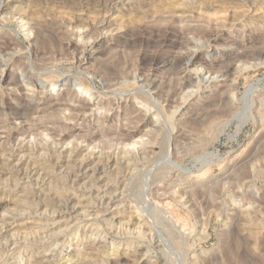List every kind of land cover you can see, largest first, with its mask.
<instances>
[{
  "label": "rangeland",
  "instance_id": "rangeland-1",
  "mask_svg": "<svg viewBox=\"0 0 264 264\" xmlns=\"http://www.w3.org/2000/svg\"><path fill=\"white\" fill-rule=\"evenodd\" d=\"M3 1L13 6H0V155L11 160L20 146L34 155L50 151L40 164L48 163L51 173L41 171L48 178L39 187L13 171L0 173V230L10 215H19L13 212L19 196L28 198L20 217L28 222L40 211L52 214L75 189L76 201L89 199L96 208L82 207L83 215L57 239L20 236L9 246L0 239V264H264V0ZM96 96L95 103H114L96 113H71L68 104H93ZM43 99L50 108H38ZM135 106L142 115L129 123L123 110ZM93 113L98 117L90 118ZM73 125L79 129L63 136ZM76 146L82 154L95 147L103 161L133 150L128 159L135 173L124 185H110L123 193L118 207L127 225L105 222L109 207L96 202L97 185L79 188L67 173L53 174L65 147ZM70 169L76 168H69L71 176ZM115 171L108 169V182H119L125 172ZM136 211L146 228L126 223ZM92 250V260L79 259Z\"/></svg>",
  "mask_w": 264,
  "mask_h": 264
},
{
  "label": "bare ground",
  "instance_id": "bare-ground-1",
  "mask_svg": "<svg viewBox=\"0 0 264 264\" xmlns=\"http://www.w3.org/2000/svg\"><path fill=\"white\" fill-rule=\"evenodd\" d=\"M15 1H18V0H15ZM193 1V0H192ZM187 3V2H186ZM3 6L4 8H6V9H8V8H11V6H13L11 3H9V2H7V1H3V0H0V6ZM2 6H1V8H2ZM16 6H14L13 8H15ZM207 7V6H206ZM3 8V9H4ZM186 8V7H185ZM188 8V7H187ZM260 8V7H259ZM183 10V9H182ZM13 11H15V10H13ZM13 11H11V12H13ZM257 11V10H256ZM256 11H255V13H256ZM113 12V11H112ZM184 12V11H183ZM228 12V11H227ZM116 13L117 14H115L116 16L118 15L119 16V14L120 13H118V11H116ZM185 13H187V12H185ZM12 15H13V13H12ZM9 16H10V14H9ZM117 16V17H118ZM117 17H115V18H113L112 20H110V21H113V20H115V19H117ZM219 17V16H218ZM221 18V17H220ZM225 18V17H224ZM236 18V17H235ZM217 19V18H216ZM215 19V20H216ZM222 19V18H221ZM116 21V20H115ZM218 21V20H217ZM223 21V20H222ZM221 21V22H222ZM30 22V21H29ZM27 23L28 25L30 24V23ZM40 23V22H39ZM39 23H37V25L39 24ZM118 23V22H117ZM245 23V22H244ZM34 24V23H33ZM32 24V25H33ZM36 24V23H35ZM103 24H104V22H103ZM92 25V24H91ZM223 25V24H222ZM30 26H31V24H30ZM43 26V25H42ZM24 28V27H23ZM43 28V27H42ZM259 28V27H258ZM29 29V28H28ZM20 30V29H19ZM217 30V29H216ZM30 31V30H29ZM19 33H17V35H18ZM27 35H29V34H27ZM19 36V35H18ZM1 41V40H0ZM15 43V40H13V43L12 44H14ZM2 44V43H1ZM229 45V44H228ZM85 46V45H84ZM227 47V46H226ZM220 48V47H219ZM222 51V50H221ZM95 53L96 52H94V54H91L90 56L91 57H89V58H87L88 60H86L85 58V61H89V60H92V59H94V55H95ZM93 55V56H92ZM225 55V54H224ZM96 57V56H95ZM83 63V62H82ZM233 66V65H232ZM235 66V65H234ZM31 67V66H30ZM112 67V66H111ZM227 68H230V66L229 67H227ZM226 68V69H227ZM225 69V70H226ZM107 70H108V67H107ZM228 70V69H227ZM43 71V70H42ZM48 71V70H47ZM109 71H110V69H109ZM112 71V70H111ZM222 71V70H221ZM44 72V71H43ZM107 72V71H106ZM105 72V73H106ZM231 72V71H230ZM35 73V72H34ZM39 73V72H38ZM46 74V73H45ZM115 74V73H114ZM117 74H118V72H117ZM112 75H113V71H112ZM217 75V74H216ZM111 76V75H110ZM231 76V75H230ZM113 77V76H112ZM148 77V76H147ZM226 77H227V74H226ZM106 78H108V77H106ZM105 78V79H106ZM119 78H122L123 79V77H119ZM118 78V79H119ZM228 78V77H227ZM117 79V78H116ZM121 79V80H122ZM127 80V79H126ZM234 80V79H233ZM42 81V80H41ZM124 81V80H123ZM105 82V81H104ZM74 83V82H73ZM110 83H111V81H110ZM66 84V83H65ZM148 84V83H147ZM146 84V85H147ZM18 85V84H17ZM26 85V84H25ZM19 86H22V84L21 85H19ZM67 86V85H66ZM114 86V85H113ZM230 87V86H229ZM16 88H18V86L16 87ZM21 88V90H22V87H20ZM20 88H18V89H20ZM149 88V87H148ZM14 89V88H13ZM153 90V89H152ZM149 91H151V90H149ZM155 91V90H154ZM77 92V91H76ZM116 92V91H115ZM118 92H120V91H118ZM126 92V91H125ZM222 92V91H221ZM250 92V91H249ZM130 93V92H129ZM143 93V92H142ZM8 94V93H7ZM114 94V93H113ZM119 94V93H118ZM121 94H123V93H121ZM141 94V93H140ZM219 94V93H218ZM13 95V94H12ZM38 95V94H37ZM67 95V94H66ZM208 95V94H207ZM206 95V96H207ZM134 96V95H133ZM154 96V95H153ZM220 96V95H219ZM38 97V96H37ZM67 97V96H66ZM79 97V96H78ZM213 97H215V95H213ZM71 98V97H70ZM149 98V97H148ZM34 99V98H33ZM73 99V98H72ZM98 99V96H96L95 98L94 97H92V100H93V104H91L90 103V101L91 100H87V103H85L84 105H81L80 104V102L79 101H81L82 99H80V100H78V102L79 103H75V105H72V107H71V104H68V103H66V102H61V101H59V102H57V104L58 105H63V104H68V105H70V111H71V113H75V111H78L77 113H76V115H80V114H87L89 111L90 112H95V111H100L102 108H110L111 106H112V103H114L113 101L112 102H108V103H103V102H97V103H95L96 102V100ZM206 99V98H205ZM44 100V99H43ZM70 100V99H69ZM249 100V99H248ZM42 101V100H41ZM108 101V100H107ZM106 101V102H107ZM149 101H152V100H149ZM156 101V100H155ZM154 101V102H155ZM211 101V100H210ZM50 102V99H47V100H44L43 101V103L42 104H38V108L40 109V110H45V109H47L49 106H51V104L50 105H45V104H48ZM56 102V101H55ZM136 102H137V100H136ZM250 102V101H249ZM132 103H134V102H132ZM202 103V102H201ZM56 104V105H57ZM155 104H157V103H155ZM250 104H252V103H250ZM42 105H45V107L43 106V107H41ZM57 105V106H58ZM114 105V104H113ZM129 105V104H128ZM151 105V104H150ZM212 105V104H211ZM9 106V105H8ZM254 106V105H253ZM69 107V106H68ZM132 107V106H131ZM136 107V106H135ZM134 107V108H135ZM156 107V106H155ZM50 108V107H49ZM62 108V107H61ZM67 108V107H66ZM65 108V109H66ZM96 108V109H95ZM126 108V107H125ZM140 108V107H139ZM137 109V107L135 108V109H132L131 111H128L127 110V108H126V110H127V112L126 111H124L123 110V114H124V116L126 117V118H124V116H123V118L127 121V122H129L130 123V120L131 119H134L135 117H137L138 115L140 116V115H142V112L143 111H141L140 109ZM242 108H244V107H242ZM95 109V110H94ZM124 109V108H123ZM202 109V108H201ZM246 109V108H245ZM248 109V108H247ZM67 110H68V108H67ZM9 111V110H8ZM11 111V110H10ZM247 112V111H246ZM11 113V112H10ZM96 113V112H95ZM95 113H93V114H91V115H89V117L91 118L92 116H97V114H95ZM116 113V112H115ZM145 113H147V112H145ZM157 113H158V110H157ZM146 115V114H145ZM163 115V114H162ZM157 116H159L158 114H157ZM98 117V116H97ZM194 117V116H193ZM209 117V116H208ZM244 117V116H243ZM242 117V118H243ZM260 117V116H259ZM102 118V117H101ZM241 119V118H240ZM260 119V118H259ZM75 120V119H74ZM153 120V119H152ZM171 120V119H170ZM203 120V119H202ZM77 121V120H76ZM76 121H74V122H72L71 124H73V123H76ZM135 121V120H134ZM148 121V120H147ZM158 121V120H157ZM219 121V120H218ZM138 122V121H137ZM136 122V123H137ZM154 122V121H153ZM193 122H194V120H193ZM205 122H207V121H205ZM148 123V122H147ZM124 124H125V122H124ZM166 124H167V122H166ZM196 124H197V122H196ZM210 124H212V122H210ZM219 124H220V122H219ZM74 126V125H73ZM79 126V125H78ZM78 126H74V127H71V129L70 128H68L67 129V132H64L65 134H63V136L64 135H70V133L73 131V130H77V129H79V127ZM89 126V125H88ZM137 127V126H136ZM202 128V127H201ZM70 129V131H68ZM83 129V128H82ZM132 129V128H131ZM136 129V128H135ZM146 129V128H145ZM142 131V129H137V130H134L133 131V134L131 135L132 136V138H131V140L132 139H134L135 138V136L139 133V132H141ZM148 131V130H147ZM154 131H157V130H154ZM93 132V131H92ZM128 133H129V131H127ZM149 132H151V130L149 131ZM166 134H167V132H165ZM98 134V133H97ZM97 134H95L94 133V135L93 134H88V136H87V138H89L90 140L91 139H94V137H95V135H97ZM149 134H151V133H149ZM155 134V133H154ZM100 135V134H99ZM98 135V136H99ZM153 135V134H152ZM169 136V135H168ZM102 137V136H101ZM126 137H127V135H126ZM125 137V138H126ZM166 138H167V136H165ZM96 138V137H95ZM105 138V137H104ZM103 138V139H104ZM124 138H122V140H123ZM129 139H130V137H129ZM140 139H142V140H144V138H140ZM169 139V138H168ZM185 139V138H184ZM126 140H127V138H126ZM189 140V139H188ZM66 141V140H65ZM121 141V140H120ZM119 141V142H120ZM125 141V140H124ZM128 141V140H127ZM126 141V142H127ZM138 140H136V142H137ZM164 141V140H163ZM117 142V141H116ZM130 142V141H129ZM134 142V141H133ZM144 142H145V140H144ZM147 142V141H146ZM190 142V141H189ZM70 143H72V142H70ZM139 143V142H138ZM131 144V143H130ZM133 144V143H132ZM179 144V143H178ZM1 145V144H0ZM60 145V144H59ZM68 145V144H67ZM66 145V146H67ZM133 145H135V144H133ZM141 145V144H140ZM169 145V144H168ZM40 146V145H39ZM77 146H78V144H77ZM76 146V148L77 149H69V150H67V147H65L66 148V151H63V153H61V149H60V153H61V157L60 158H58V160H57V162H55V164H54V166L52 165V167H53V169H54V171H53V174L55 173L56 174V171H58V172H60V174L62 173H67V176L69 175V179L71 180V183H72V185H79V188H80V185H86V189L88 188V186L87 185H90V186H92V185H97V187H94V189L93 190H95V188H97L96 189V196H95V198H97V201L96 202H98V204L100 205V206H102V205H105L106 207H109V208H107V209H109L108 211H107V213H106V211H105V213H106V217H109V219H106L105 220V222H109V223H112L113 225H117L118 223H120V224H125V222L123 221V223H121V221H120V218L122 217L121 215H120V211H119V207H118V202L120 201V197L122 196L121 195V193H122V191H120L119 192V187L117 188V187H115L114 189H113V187L112 186H110V185H124L125 184V182H126V180H127V178L129 177V176H132L133 174H132V172H134L135 173V171H133L135 168H134V162L133 163H131V160H129L128 158H130V159H132L133 157H130L131 155L129 154L131 151H133V150H129L130 152H128V151H125V152H123V153H121L120 152V154H118L117 156H112V157H108V159L106 158V160L105 161H103V157L101 156V155H96V153H94L93 151H92V149L94 150L95 149V147H92V149H91V151H88V150H85V154H82V152L84 151V150H82V148L81 149H79V147H77ZM132 146V145H131ZM178 146V145H177ZM29 147V146H28ZM27 147V148H28ZM80 147H82V146H80ZM120 147V146H119ZM122 147V146H121ZM129 147V146H128ZM137 147H139V146H137ZM64 148V149H65ZM89 148V147H88ZM132 148H133V146H132ZM143 148V147H142ZM164 148V147H163ZM175 148V147H174ZM9 149V148H8ZM43 149V148H42ZM135 149V148H134ZM141 149V148H140ZM146 149V148H145ZM148 149V148H147ZM2 150V149H1ZM33 150V149H32ZM31 150V151H32ZM47 150V149H46ZM58 150V149H57ZM125 150V149H124ZM150 150V149H149ZM14 151V150H13ZM28 151V150H27ZM27 151L25 150V148L22 146H20V148H17V153L14 155V156H12V159L10 160H6V158H5V156H3V155H5L4 153H3V155H0V162H2L3 163V161H5L6 160V163H5V171H4V167H3V171L1 170L2 168H0V173H2V174H4L5 172L7 173V170L8 171H13V172H15L16 174H17V176L19 177L18 179H20V180H22L23 182H26L27 183V181H29V182H35V184L36 185H38V187H39V185H44L46 182H45V180H47V178L48 177H45V178H43L42 177V172L41 171H47L48 173H51V170H50V166L48 165V163H43L42 165L40 164L44 159H46V156H45V154H47V152H43V150L41 151V152H37L38 154L37 155H34V154H31L30 153V150L28 151L29 153H27ZM95 151V150H94ZM108 151H111V150H108ZM123 151V150H122ZM142 151V150H141ZM140 151V152H141ZM148 151V150H147ZM15 152V151H14ZM56 152V151H55ZM55 152H53L54 154H55ZM138 152H139V149H138ZM154 152V151H153ZM177 152V151H176ZM48 153H50V151L48 152ZM59 153V152H58ZM136 153V152H135ZM7 154V153H6ZM35 154H36V152H35ZM103 154V153H102ZM116 154V153H115ZM130 156H129V155ZM132 154H133V152H132ZM138 154H140V153H138ZM142 154L144 155V152H142L140 155L142 156ZM145 154H147V153H145ZM49 155V154H48ZM51 155V154H50ZM49 155V156H50ZM134 155H136V154H134ZM48 156V157H49ZM129 156V157H128ZM147 156V155H146ZM167 156V155H166ZM135 157V156H134ZM137 157H139V156H137ZM145 157V156H144ZM148 157V156H147ZM147 157H145V158H147ZM164 157V156H163ZM168 157V156H167ZM55 158V157H54ZM141 158V157H140ZM135 159V161H136V157L134 158ZM149 159V158H148ZM159 159H161V158H159ZM48 160H50V159H48ZM146 161V160H145ZM44 162V161H43ZM46 162V161H45ZM50 162V161H49ZM138 162H139V160H138ZM137 162V163H138ZM4 164V163H3ZM139 164V163H138ZM72 166H75V168H76V172L75 171H73L74 169H70V170H72V172H75L73 175H71L70 176V174H71V172H69L68 170H69V168L70 167H72ZM1 167V166H0ZM121 168H123L124 169V174L121 176V179L119 180V182H117V181H115L116 183H110V182H108L107 180L108 179H106V173H107V171H108V169H111V170H119V169H121ZM148 170H150V169H148ZM122 171V170H121ZM142 171V170H141ZM116 172V171H115ZM117 172H120V171H117ZM48 173L46 174V175H48ZM109 173H111V172H109ZM121 173V172H120ZM123 173V172H122ZM146 173V172H145ZM118 174V173H117ZM45 175V174H44ZM45 175V176H46ZM63 175H65L66 176V174H63ZM137 175V174H136ZM154 175V174H153ZM53 176V175H52ZM114 176V175H113ZM140 176V175H139ZM0 177H1V175H0ZM13 177V176H12ZM115 177V180H117L116 179V176H114ZM120 177V176H119ZM143 177H145V176H143ZM148 177V176H147ZM53 178V177H52ZM59 178H61V177H59ZM68 178V177H67ZM108 178V177H107ZM130 178V177H129ZM132 178V177H131ZM142 178V177H141ZM140 178V179H141ZM146 178V177H145ZM7 179V178H6ZM5 179V180H6ZM10 179V178H9ZM13 179V178H12ZM50 179H51V177H50ZM63 179V178H62ZM247 179V178H246ZM1 180V179H0ZM3 180V179H2ZM1 180V181H2ZM49 180V179H48ZM58 180V179H57ZM68 180V179H67ZM69 180V181H70ZM153 180V179H152ZM10 181V180H9ZM8 180H7V182H9ZM22 181H21V184H22ZM50 181H52V183H53V180H50ZM112 181H114V179L112 180ZM6 182V183H7ZM28 182V183H29ZM56 182V181H55ZM62 182H66V181H62ZM134 182V181H133ZM140 182H142V181H139V183ZM262 182V181H261ZM18 183V182H17ZM26 183H24V184H26ZM48 183H50V185H52L51 184V182H48ZM47 183V184H48ZM58 183V182H57ZM196 183V182H195ZM198 183V182H197ZM196 183V184H197ZM20 184V183H19ZM20 184V185H21ZM29 184H31V183H29ZM46 184V185H47ZM54 184V183H53ZM63 184V183H62ZM62 184H60V185H62ZM68 184V183H67ZM145 184H147V182L145 183ZM149 184V183H148ZM247 184V183H246ZM4 185H5V183H4ZM13 185V184H12ZM45 185V186H46ZM49 185V184H48ZM55 185H57V184H55ZM59 185V184H58ZM70 185V184H69ZM142 185V184H141ZM144 185V184H143ZM3 186V185H2ZM17 186H19V185H17ZM16 186V187H17ZM63 186V185H62ZM126 186V185H125ZM148 186V185H147ZM146 186V187H147ZM252 186H254V185H252ZM4 187H7V186H4ZM14 187H15V185H14ZM30 187V186H29ZM41 187V186H40ZM54 187V186H53ZM52 187V188H53ZM57 187V186H56ZM55 187V188H56ZM21 188H23V187H21ZM60 188H61V186H60ZM64 188V187H63ZM79 188L77 189V190H79ZM90 188V187H89ZM92 188H93V186H92ZM91 188V189H92ZM123 188V187H122ZM133 188V187H132ZM253 188V187H252ZM28 189V188H27ZM27 189H24V190H27ZM30 190H31V188H29ZM50 189H51V187H50ZM82 189H83V186H82ZM126 189V188H125ZM136 189H137V187H136ZM136 189H135V191H136ZM143 189V188H142ZM249 189V188H248ZM263 189V188H262ZM23 190V191H24ZM51 190H53V189H51ZM59 190V189H58ZM71 190V189H70ZM70 190H68V191H70ZM124 190V189H123ZM130 190V189H129ZM128 190V191H129ZM132 190V189H131ZM28 191V190H27ZM26 191V192H27ZM50 191V190H49ZM48 191V192H49ZM60 191H61V189H60ZM63 191V190H62ZM68 191H66V192H68ZM75 191H76V189H75ZM74 191V192H75ZM85 191V190H84ZM90 191V190H89ZM139 191V190H138ZM146 191H147V189H146ZM9 192V191H8ZM48 192H47V195H45V196H50V195H48ZM63 192H65V191H63ZM74 192H73V194H74ZM79 192V191H78ZM83 192V191H82ZM95 192H93V193H95ZM132 192V191H131ZM134 192V191H133ZM255 192V191H254ZM259 192H260V190H259ZM53 193L54 192H52V195H53ZM69 193V192H68ZM71 194H72V191L70 192ZM85 193H88V192H85ZM84 193V194H85ZM90 193V192H89ZM146 193V192H145ZM15 194V193H14ZM24 194V193H23ZM28 194H30V192L28 193ZM39 194V193H38ZM50 194V193H49ZM54 194H56L57 195V197L58 196H62V193L61 192H59V191H56L55 190V193ZM72 194V195H73ZM83 194V193H82ZM123 194V193H122ZM138 194V193H137ZM254 194V193H253ZM25 195H26V193H25ZM31 195V194H30ZM33 195V194H32ZM40 195V194H39ZM56 195H54V196H56ZM72 195H70L69 197H67V199L65 200L64 199V197H63V200H65V204H59V205H61V206H57V209L54 211L53 210V213L52 214H49L46 210H43V211H40V213L38 212V215H36V216H33V217H31V216H29V218L31 219H33V221L32 222H28V221H26L25 220V218H20V217H23L25 214H26V209H27V207H28V204H27V202L28 201H26V198L27 197H25V196H19V198L17 197V199H16V202H15V209L14 208H11V209H14V211L13 212H15L17 209V212H19V215H17V213L16 214H14L13 213V215L14 216H11L10 215V217H8V219H6V221H5V226H4V228L3 229H1L0 230V239H4V240H6L7 241V245L9 246V245H15L16 243H17V241L19 240L18 239V237H20V236H22V238L24 237V238H28V237H30V238H32L31 236H34V235H41V234H46V236H49V238H55V239H57V238H59V236L61 235V233L63 232H65L66 231V229H63V228H65V227H68V226H70L71 224H74L73 222L81 215V213H83V212H81V208L82 207H87V208H90V209H94V208H96L94 205H93V202H92V205H91V203L90 204H88V200L87 199H83L82 198V200H79V201H76V197H75V195L74 196H72ZM136 195V194H135ZM78 196V195H77ZM87 196V195H86ZM92 196V195H91ZM131 196V195H130ZM56 197V198H57ZM89 197V196H88ZM87 197V198H88ZM49 198V197H48ZM59 198H61V197H59ZM58 198V199H59ZM89 198H91V197H89ZM122 198V197H121ZM140 198V197H139ZM28 199V198H27ZM40 199V198H39ZM62 199V198H61ZM92 199V198H91ZM126 199V198H125ZM129 199V198H128ZM48 200V199H47ZM46 200V201H47ZM60 200V199H59ZM93 200V199H92ZM48 201H51V200H48ZM54 201V200H53ZM94 201V200H93ZM30 202V201H29ZM33 202V201H32ZM42 202H44L43 200H42ZM42 202H41V204H42ZM55 202V201H54ZM38 203V202H37ZM48 203V202H47ZM46 202H45V204H47ZM64 203V202H63ZM120 203V202H119ZM124 203V202H123ZM130 203V202H129ZM128 203V204H129ZM36 204V203H35ZM40 204V203H39ZM40 204V205H41ZM51 204V203H50ZM58 204V203H57ZM49 205V204H48ZM54 205H56L55 203H54ZM63 205V206H62ZM98 205V206H99ZM122 205V204H121ZM120 205V206H121ZM124 205V204H123ZM131 205V204H130ZM149 205V204H148ZM251 205V204H250ZM42 206V205H41ZM50 206V205H49ZM104 206V207H105ZM150 206V205H149ZM39 207V206H38ZM55 207V206H54ZM255 207V206H254ZM31 208V207H30ZM40 208H42V207H40ZM46 208V207H45ZM20 209V210H19ZM37 209V208H36ZM55 209V208H54ZM99 209V208H98ZM141 209V208H140ZM246 208H244V210H245ZM8 210H10V209H8ZM47 210H49L48 208H47ZM151 210V209H150ZM248 210H249V208H248ZM248 210H247V212H248ZM257 210V209H256ZM83 211V210H82ZM84 211H85V209H84ZM88 211L89 210H87V213H88ZM92 211V210H91ZM94 211V210H93ZM96 211L98 212L99 210H97L96 209ZM131 211V210H130ZM243 211V210H242ZM86 212V211H85ZM85 212H84V216H85ZM150 212V211H149ZM12 213V212H11ZM87 213H86V215H87ZM90 213V212H89ZM88 213V214H89ZM93 213V212H92ZM104 213V214H105ZM146 213V212H145ZM151 213H152V211H151ZM9 214V213H8ZM28 214H30V213H28ZM94 214V213H93ZM101 214H102V212H101ZM104 214H102V215H104ZM147 214V213H146ZM149 214V213H148ZM164 214V213H163ZM247 214V213H246ZM31 215V214H30ZM83 215V214H82ZM81 215V216H82ZM249 215V214H248ZM7 216V215H6ZM80 216V217H81ZM90 216V215H89ZM96 216V215H95ZM159 216V215H158ZM249 216H251V215H249ZM2 217H4V216H2ZM87 217H88V215H87ZM5 218V217H4ZM149 218V217H148ZM163 219H165V218H163ZM248 219H249V217H248ZM128 220H129V222H127V220H126V223H131V224H133L134 223V221H136V222H138V224L140 223V224H142L141 226H140V224H139V226L140 227H145V225L147 224L146 223V221H145V219H144V216L142 215V213H141V211H140V213H139V211H138V213H137V211H136V214L135 215H131L130 217H128ZM118 221H120V222H118ZM158 221H160V220H158ZM161 221H163L162 220V218H161ZM248 221V220H247ZM246 221V222H247ZM252 220H250V222H251ZM254 221V220H253ZM4 222V221H3ZM82 222V221H81ZM32 224L33 225V227H26L27 225H29V224ZM159 223V222H158ZM168 223V222H167ZM253 223V222H252ZM81 224V223H80ZM119 224V225H120ZM137 224V223H136ZM161 224H165V223H161ZM251 224V223H250ZM106 225V224H105ZM118 225V226H119ZM125 225H127V224H125ZM166 225V224H165ZM165 225H163V226H165ZM253 225V224H252ZM73 226V225H72ZM121 226V225H120ZM137 226V225H136ZM136 226H134V227H136ZM162 226V225H161ZM251 226V225H250ZM106 227V226H105ZM108 227V226H107ZM112 227V226H111ZM138 227V226H137ZM136 227V228H137ZM168 227H170V226H168ZM248 227V226H247ZM252 227V226H251ZM250 227V228H251ZM71 228V227H70ZM78 228V227H77ZM93 228V227H92ZM126 228V227H125ZM135 228V229H136ZM146 228V227H145ZM120 229V228H119ZM118 229V231L120 232V230ZM133 229V228H132ZM134 229V230H135ZM140 230L142 229V228H139ZM67 230H68V228H67ZM98 230V229H97ZM116 230V229H115ZM130 231H131V229H129ZM128 230V231H129ZM137 230V229H136ZM140 230H138L139 232H140ZM205 230V229H204ZM251 230H253V229H251ZM250 230V231H251ZM86 231V230H85ZM94 231V230H93ZM129 231V232H130ZM145 231V230H144ZM148 231V230H147ZM203 231V230H202ZM248 231V230H247ZM263 231V230H262ZM67 232V231H66ZM65 232V233H66ZM97 232V231H96ZM126 233H127V231H125ZM124 232V233H125ZM132 232H134V231H132ZM138 232V233H139ZM151 232V231H150ZM175 232V231H174ZM264 232V231H263ZM64 233V234H65ZM125 233V234H126ZM137 233V232H136ZM156 233V232H155ZM253 232H251V236L252 235H254V234H252ZM260 233V232H259ZM262 233V232H261ZM103 234V233H102ZM147 234V233H146ZM176 234V233H175ZM249 234V233H248ZM104 235V234H103ZM121 235V234H120ZM155 235V234H154ZM165 235V234H164ZM259 235V234H258ZM35 236V237H36ZM43 235H41L40 237H42ZM46 236H45V238H46ZM115 236V235H114ZM124 236V235H123ZM152 235H150V237H151ZM158 236V235H157ZM257 236V235H256ZM44 237V236H43ZM85 237V236H84ZM103 237V236H102ZM132 237V236H131ZM167 237V236H166ZM174 237V236H173ZM181 237V236H180ZM238 237V236H237ZM253 237V236H252ZM251 237V238H252ZM34 238V237H33ZM99 238V237H98ZM153 239H154V237H152ZM174 238H178V237H174ZM18 239V240H17ZM36 239V238H35ZM101 239V238H100ZM161 239V238H160ZM165 239H167V238H165ZM29 241H30V239H28ZM47 240V239H46ZM164 240V239H163ZM3 241V240H2ZM21 241V240H20ZM26 241V240H25ZM24 241V242H25ZM56 241V240H55ZM81 241V240H80ZM169 241V240H168ZM23 242V243H24ZM27 242V241H26ZM34 242V241H33ZM40 242V241H39ZM134 242V241H133ZM154 242V241H153ZM158 242V241H157ZM156 242V243H157ZM3 243H5V242H3ZM22 243V242H21ZM169 243V242H168ZM171 243V242H170ZM240 243V242H239ZM238 243V244H239ZM2 244V243H1ZM0 244V245H1ZM5 244V245H6ZM35 244V243H34ZM79 244V243H78ZM143 244V243H142ZM178 244V243H177ZM181 244V243H180ZM138 245V244H137ZM163 245V244H162ZM7 246V247H8ZM164 246V248H165V245H163ZM27 247V246H26ZM142 247V246H141ZM179 247V246H178ZM18 248V247H17ZM57 248V247H56ZM74 248V247H73ZM78 248V247H77ZM105 248V247H104ZM79 249H80V247H79ZM151 249V248H150ZM180 249V248H179ZM12 250V249H11ZM55 250V249H54ZM81 250V249H80ZM100 250V249H99ZM102 250V249H101ZM182 250V249H181ZM78 251V250H77ZM91 251V250H90ZM97 251V250H96ZM95 252V250H92V252H86V256L83 258H79V259H83V262H86V260L87 259H91L92 258V255H96V253H94ZM98 252V251H97ZM160 252V251H159ZM167 252V251H166ZM115 253V252H114ZM171 253H172V251H171ZM4 254V253H3ZM119 254V253H118ZM81 255V254H80ZM84 255V254H83ZM169 255V254H168ZM238 255V254H237ZM23 256V255H22ZM73 256V255H72ZM116 256H119V255H116ZM76 257H77V255H76ZM96 257V256H95ZM101 257V256H100ZM113 257V256H112ZM199 257V256H198ZM117 258V257H116ZM140 258V257H139ZM192 258H195V257H192ZM37 259V258H36ZM45 259V258H44ZM73 259H74V257H73ZM128 259V258H127ZM172 259H174V258H172ZM19 260V259H18ZM42 260V259H41ZM64 260V259H63ZM71 260H72V258H71ZM92 260V259H91ZM94 261H95V259H93ZM98 260H100V259H98ZM102 260H104L105 261V259H102ZM134 260V259H133ZM192 260V259H191ZM40 261V260H39ZM38 261V262H39ZM43 261V260H42ZM45 261V260H44ZM65 261H66V259H65ZM89 261V260H88ZM93 261V262H94ZM97 261V260H96ZM103 261V262H104ZM70 262V261H69ZM81 262V261H80ZM100 262V261H99ZM102 262V261H101ZM108 262V261H107ZM117 262V261H116ZM133 262V261H132ZM148 262V261H147ZM156 262V261H155ZM170 262H172V261H170ZM177 262V261H176ZM11 263V262H10ZM77 263V262H76ZM90 263H92V261H90ZM89 263V264H90ZM134 263V262H133ZM149 263V262H148ZM188 263V262H187ZM193 263H195L194 261L191 263V264H193ZM38 264H42V262L40 261ZM44 264V263H43ZM81 264V263H80ZM93 264V263H92ZM94 264H98V262L97 263H94ZM99 264H103V263H99ZM147 264V263H146ZM156 264V263H155ZM162 264V263H161ZM244 264V263H243Z\"/></svg>",
  "mask_w": 264,
  "mask_h": 264
}]
</instances>
